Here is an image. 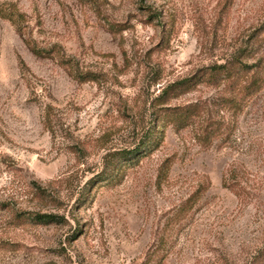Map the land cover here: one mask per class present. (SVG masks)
Returning <instances> with one entry per match:
<instances>
[{
	"label": "rangeland",
	"instance_id": "374dc122",
	"mask_svg": "<svg viewBox=\"0 0 264 264\" xmlns=\"http://www.w3.org/2000/svg\"><path fill=\"white\" fill-rule=\"evenodd\" d=\"M263 40L264 0H0V264H264V88L209 75Z\"/></svg>",
	"mask_w": 264,
	"mask_h": 264
},
{
	"label": "trees",
	"instance_id": "16d2710c",
	"mask_svg": "<svg viewBox=\"0 0 264 264\" xmlns=\"http://www.w3.org/2000/svg\"><path fill=\"white\" fill-rule=\"evenodd\" d=\"M10 20L13 24H15V21H13V19L10 18ZM256 40L257 38L252 43V47H250L249 49H244L240 52V54L244 56V58H253L257 54L255 47H253ZM36 52L39 53L41 51L36 50ZM65 62L68 63V61H64V63ZM70 68L73 71L74 77L78 81L93 80V77H89V74H79L73 69L72 66H70ZM233 70H235V72ZM241 74L247 76L248 74H250L251 77L246 85H234L235 87L232 86V88L230 89L232 90L231 94L233 95V97L229 98L227 100V103L231 104L230 108H232L233 110H237V108L241 106L242 103L244 104V102H248L264 88V57H260L254 64L251 65L244 64L238 60H233L229 64V66H218L215 69H210V77L214 80L217 79V81L221 79L230 80L233 79L235 75ZM204 76L205 74L199 75L198 82H200L201 79L204 78ZM186 82L187 81L182 82L178 87L183 88ZM200 112L201 109L197 108L196 105L188 106L186 109L180 110L176 113L163 114L162 116L158 117L157 123L160 124L159 126L161 127H163L164 124L169 123L184 127L188 125L191 119L198 116ZM222 131L223 130L221 129V127H219L218 125L215 126L214 123H210L205 129V138L209 140L217 138ZM161 139L162 137L160 134L155 135L154 132H149V135L145 139V141H143L136 149L132 151L115 152L108 155L106 161V170L100 175V177L104 181L110 180L111 178L113 179L112 167L115 163L123 165L125 163H131L132 161L136 160V157L146 156L148 153L155 150V148L159 147ZM224 186L230 189L233 188L231 187V185ZM232 191L236 196H238L237 190L235 188H233ZM197 193L198 194L192 195V197L188 199V201L184 204V207H188L189 203H192L193 201H197L199 199V192ZM185 210H187V208L182 209V212H185ZM16 216L21 217L20 215ZM24 218L31 222L41 224H50L55 222V217L49 215L35 214Z\"/></svg>",
	"mask_w": 264,
	"mask_h": 264
}]
</instances>
